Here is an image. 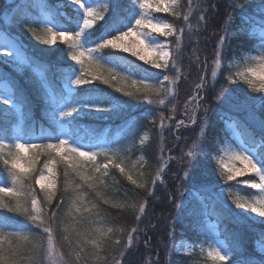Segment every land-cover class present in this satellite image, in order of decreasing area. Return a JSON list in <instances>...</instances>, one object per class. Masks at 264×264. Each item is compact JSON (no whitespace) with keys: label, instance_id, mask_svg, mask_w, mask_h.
Returning a JSON list of instances; mask_svg holds the SVG:
<instances>
[{"label":"snow or ice","instance_id":"6c2138e0","mask_svg":"<svg viewBox=\"0 0 264 264\" xmlns=\"http://www.w3.org/2000/svg\"><path fill=\"white\" fill-rule=\"evenodd\" d=\"M64 2L79 11V20L74 27L54 24L53 26H45L42 34H37L36 29L32 27H26L25 30L30 32L36 41L50 46L51 51L57 50L54 46L58 42L66 45L67 58L79 65V71L78 73L74 72L73 68L65 76L64 88L68 92L67 96L62 99H58L55 95L49 96L48 103L51 110V119L55 125V134L44 138L45 142H32L30 140L16 142L14 152L9 153L10 159H4L3 163L8 168L11 183L0 185V198L12 197L13 202H0V208H4L8 212L26 215L31 221L35 222L34 226L36 228L42 227L43 233L46 234V248H42L39 258L33 254L30 264H46L45 255L47 261H50L51 264H61V262L62 264H73L70 258H66L67 254L58 253L56 250L57 246L53 240L54 229L51 217L47 224L42 219L45 208L50 209L52 207V202L56 196V165L58 163L64 165L65 189L61 192V197L68 195L72 199L76 212L80 211L79 205L83 199L84 192L91 191L97 197V203L93 205V208L98 209L99 201L101 200L104 204H108V200L104 199L102 192L97 188V182L103 185V177L108 174L110 167L119 169V172L124 174L127 180L136 185L137 189L142 190L141 195L144 197V202L138 206L140 216L135 217L137 226L132 227L131 231L127 233L126 242L123 243V246H119L121 245L120 240L115 242L117 247L112 249L114 255L110 260H106L105 264H143L142 260L134 259L138 255V245L141 243L140 237L141 235L146 236L147 230L156 228L157 225L150 222L145 224L144 220H141V216H144L145 220L148 219L145 214V208L149 204V198H157L154 195L157 182L161 181L165 170L169 168V160L172 158L166 159L163 149H161V155L154 157L157 164L154 176H146L141 172L134 179L133 175L125 170L122 163L116 162L119 157L114 151L110 154L108 147H101L97 151L95 150L97 146L88 145L85 150L71 135L69 125L73 118L92 111L113 112L118 105L115 103L73 104L71 98L75 94L76 89L72 86L82 89L98 81L131 100L146 102L147 105H164V97L169 95V85H176L177 80L180 78L178 62L181 60V45L185 40V29L176 28L170 23L157 21L154 17L148 15V10L154 8L157 13L170 12L173 16L187 23L192 12V0H188V13H183L173 7L177 0H106L103 7L92 3L91 0H64ZM217 3H219V0H208L207 6L202 5L196 9L197 23L201 27H206V24L203 23L205 21L204 14L209 11V8L213 9V14H218L216 10ZM225 3L229 6V16L226 18L224 29L225 33H227V23L231 21L232 13L237 10H240L241 16L246 13L243 3L235 4L233 0H225ZM11 8L12 5L9 0H0V12L10 11ZM125 8L129 13L127 23L122 20ZM106 15L107 19L105 18ZM254 15L259 17L260 22H264V0H261L258 5V11ZM110 16L112 18L111 23L105 29L104 26ZM99 21L104 23L97 28L96 25ZM20 23L22 26H26L30 22L21 21ZM154 32L159 33L163 37L176 36V47L173 48L170 43L156 39L150 41L148 38ZM227 39L226 35H221L217 42L214 58L217 66L224 53ZM192 41L193 35H188V44H191ZM93 44L94 47L90 46ZM105 49L130 53L131 56L137 57L139 61L149 65L152 69L161 70L158 78L154 81L144 78H133L134 76L127 72L118 71L116 66L109 67L110 64L102 62L98 58L99 55H97V53ZM5 55L8 57L15 56L16 59L22 61L24 59L19 49H15V51L5 50ZM197 60H199V57H197ZM206 61L207 58H205V72L207 71ZM216 76L217 72L212 71L211 77L214 79ZM237 79L246 83L253 92L264 94V57H261L259 66H248L235 73L230 72L226 77L225 83L218 89L211 86L212 82L206 80L205 76H201V82L196 85L194 99L197 100V108L202 119L198 123L195 109L190 115L185 110L190 124L185 125V121L181 119L176 125L170 126V131L172 129L178 130L181 126L190 127L191 125H196L199 130V136L192 141L188 150L175 158L176 163L181 166L180 170L183 175L180 177L181 183L178 186H174L175 194L171 195L169 199L172 200L173 207L178 209L180 213L185 210L194 211L190 207L191 201L189 197L199 196L201 191L210 192L212 190L210 176L204 175L203 165L206 160L214 164V171L219 176H223L225 181H235L237 177L244 176L247 173H254L259 178V182L245 180L243 184H250L252 189H259L264 194V154H260V159H257L255 152L242 147L241 151L226 153V158L218 157L216 155L217 147L214 136L210 132L206 134V129L209 128L208 115L214 111L210 101H214L218 107L223 105L228 108L240 107L251 102L254 110L260 114L258 120L259 133L261 137H264V95L249 96L247 99L235 96L228 85L236 83ZM43 87V84L37 85L38 90ZM23 102L24 98L22 95L10 96L2 100L3 105L15 108H18ZM150 123L155 124V120L150 121ZM176 139L180 140L181 137L176 136ZM2 147L3 144H0V148ZM25 152H31L32 155L26 157ZM44 153L49 156V160L44 165L46 174L42 170L36 176L31 175L37 159ZM101 155H103L105 162L97 160ZM214 157L216 158L213 162ZM89 163L91 164L93 175L85 173V168ZM184 165H186L187 170L184 169ZM25 166L27 167L25 168ZM70 174H74L79 179L70 182L68 180ZM24 180H30L31 183L25 187ZM198 182L199 186H197ZM237 182L240 183V181ZM70 183H74L71 193L67 191ZM36 185L39 186L38 189L35 187ZM225 191L227 192L229 189H225ZM21 195L27 197L23 204L19 199ZM132 207L136 206L133 205ZM235 207L251 214L253 222H255L254 218L258 217L260 222L264 223V195H260L249 202H235ZM87 210L91 211V209ZM169 224L171 230L168 235L172 243L170 246L166 245V247L171 257L173 253L178 252L174 243L176 240V220H171ZM5 226V224L0 223V227ZM108 231L111 232L112 230L109 229ZM103 235L104 233L101 232V236ZM261 237L264 238V232L261 233ZM99 240L100 237H97L91 241L94 248H99ZM143 243L147 245L149 241L144 239ZM244 247L243 240L237 238L235 247L227 250H222V246L216 247L209 251L207 255L215 264H264V247L261 248L258 259L255 260L247 255L246 251H242ZM83 251L81 249V259H83L84 264H89L88 258L83 256ZM25 255V253L18 250L6 252L3 247H0V264H21V260ZM254 255L256 254L254 253ZM154 264H159V262L156 261ZM169 264H174V262L170 260Z\"/></svg>","mask_w":264,"mask_h":264},{"label":"trees","instance_id":"16d2710c","mask_svg":"<svg viewBox=\"0 0 264 264\" xmlns=\"http://www.w3.org/2000/svg\"><path fill=\"white\" fill-rule=\"evenodd\" d=\"M56 1L57 0L48 1L49 5L54 9ZM207 2L208 0H192V12L189 15V21L187 23L173 16L171 13L158 14L167 19L174 27L185 29V40L181 45V60L178 62L180 77L193 73H195L197 77H199V75L200 77L205 76L208 71L205 72L204 70L205 58H207L206 63L208 68L211 66L212 59L215 55L219 37L221 35H226L228 37L224 53L221 56V71L211 84V86L218 89L225 83L226 74L230 69L233 58L238 54L251 50L256 42V39L250 36L251 24H255L264 30V22H260L259 17L254 15L258 0H233L235 4H244V11L246 14L241 16L240 10L232 13V19L227 23L228 31L225 33L224 29L226 18L229 16V6L225 3V0H219V3L216 4L218 14H213V9L209 8V11L204 14L205 21L203 23L206 24V27H201V25L197 23L196 9L202 5L207 6ZM9 3L13 7V0H9ZM187 4L188 0H179L177 9L183 13H188ZM8 12L9 11L0 12V26L4 23V14ZM65 13L67 16L61 13H55L56 24H62L65 27H74L78 21L76 11L70 7H65ZM29 14L38 18L37 10L34 9L32 0H25L24 3H21L20 6L15 9L12 22L15 25H21L20 22L27 19ZM128 17L129 13L125 8L124 15L122 16L124 23L128 22ZM249 17H251V19H249ZM105 18L107 19V15ZM111 20L112 18L110 16L104 26L105 29L107 25L111 23ZM103 23V21H99L96 27L98 28L100 24ZM197 29H199V31H197ZM188 35H193L191 44L187 42ZM176 39V36L168 37L169 43L173 48L176 47ZM65 48L66 45L59 44L56 47V51H53L50 55L42 59L40 57V61L38 62L39 65L43 63L46 66L50 85L55 91V96L58 99L65 97V90L57 74L62 71L68 73L70 70L73 68L76 69L77 67L74 62L57 60V57ZM102 54L107 59L113 60L121 68L133 70L137 75H155L158 73L156 69H152L149 65L131 56L130 53H125L120 50L105 49L102 50ZM33 56L34 54H31V60L34 62ZM197 57H199V60H197ZM0 81H7L13 87V96H23L24 102L22 103V110L25 118L24 132L29 139L45 142L44 138L55 134V126L51 124L43 114V107L45 105L43 100L35 97L30 86L24 79L2 61H0ZM197 82H200V80ZM241 85L244 84L241 83ZM228 87L234 92V84H229ZM73 98L77 102L105 100L107 103L122 102L128 103V105H136L137 108L132 112L131 116H136L137 121L131 129L129 128V135H127L128 137H136L142 130H148L150 132L149 142L142 146H138L134 154L135 156L139 154L143 155L146 162L144 171L147 176H151L153 172H155L157 164L154 157L161 155L159 145L160 132L157 122H155V124L149 123L145 115L146 110H139L146 106V102L143 104V102L131 100L121 93L115 92L114 89L108 85H104L98 81L93 85L78 89ZM210 104L214 111L209 113L208 118L213 123L206 134L210 132L215 138L216 131L225 127L229 117L217 115V112L224 111L225 106L220 105L218 107L214 101H210ZM158 109L164 113L167 112L166 107H159ZM16 122L17 119L15 116L4 115L0 112V138L10 140ZM125 122H127V119L97 121L84 117L77 118L73 122L72 128L74 129L75 137L89 134L93 138H99L105 132L112 133L114 130L120 129ZM184 128L181 127V139L190 140V142H192L195 133H198V128L192 133H188L187 127ZM237 129L247 146L257 147L258 156L264 154V137H261L258 128L246 121L238 119ZM189 136H191V138H189ZM176 143L178 142L176 141ZM173 146L167 145L166 150L163 151L166 158L172 154L171 149ZM4 159V155L0 153V179L9 177L8 168L3 163ZM48 160L49 156L46 153L41 154L31 175L36 176ZM214 160L215 157L213 158V162ZM90 166L91 164L89 163V166L85 168V173L93 175ZM214 167V164L209 160L204 162V175L210 176L211 185L223 183V185L226 186H236L248 195L254 191L252 188L238 183L237 180L225 181L223 176H219V174L214 171ZM56 168V196L52 202V207L50 209L47 207L45 208L42 219H44L47 224L51 217V223L54 229L53 240L56 243L59 253L67 254L66 258H70L73 264H84L83 259H81V249H83V256L88 258L89 264H105L106 260H110L114 255L112 249L117 247L115 242L120 240L121 245L119 246H123V243L126 242L127 233L131 231L132 227L137 226L135 217L140 216L138 206L144 202V197L141 195L142 190L137 189L136 185H133L127 180L126 176L119 172V169L111 168L108 174L103 177V185L97 182V188L102 192L104 199L108 200V204H104L101 200L99 201V208H93V205L97 203V197L94 196L91 191H88L83 193V196L86 198V206L84 204L81 205L80 211L76 212L74 208L69 207L72 199L68 195L61 197V192L65 189V177L63 175L64 165L58 163ZM245 178H250L252 180L256 179L252 174L247 175ZM78 179L79 178L74 174H70L68 177L70 182H74ZM23 183L25 187H27L31 181L24 180ZM177 185L178 184H175L173 179L170 181L167 180L165 189H162L163 193L155 192L154 195L157 198H149V204L145 208V214L148 219L145 220V217L141 216V220H144L145 224L150 222L151 224L157 225L156 228L148 229L146 236L141 235L140 237L141 243L138 245V255L134 257V259L142 260L143 264H154L156 261H158L159 264H169L170 260L173 261L174 264H201V262L205 260L199 248H196L191 255L173 253L170 257L168 254L166 245L170 246L172 243L168 235V232L171 230L169 224L171 220H176L175 231L177 240L181 236V233L186 234L193 240H198L200 238L199 233L203 229V222L200 217L189 215L188 210L180 213L178 209L173 207V202L169 197L175 194L174 186ZM197 186H199V182ZM35 187L37 189L39 188L38 185ZM73 187L74 183H70L67 191L71 193ZM40 195H42V193H40ZM205 195H207L205 202L207 205V215L218 224V231L221 238L224 239L230 248L236 246L237 238L242 239L245 246L242 251H246L247 255L252 259H258L260 251L257 246L258 244H264V238L261 237V233L264 232V223L257 221L253 222L243 210L236 208L235 204L225 203L215 197L212 198V194L206 193ZM19 199L23 204L27 197L21 195ZM58 201L60 202L59 204ZM0 202H13V198L2 197L0 198ZM133 205L136 207H132ZM87 209H91V211L89 212ZM98 215L105 220L106 224L109 225L108 228L112 230L109 232L108 229L105 228V232H103V230L101 231L104 233L103 236H101V232H97L94 229V219L95 216ZM237 217H239V219H237ZM0 222L6 225L4 228H0V247H3L6 252L9 250H18L25 253L26 255L21 260V264H30V259L33 254L39 258L42 248H45L44 241L46 235L43 233L42 227L36 228L34 226L35 222L31 221L26 215L8 212L4 208H0ZM97 237H100V246L99 248H94L91 241L95 240ZM144 239L149 241L147 245L143 243ZM254 253L256 255H254Z\"/></svg>","mask_w":264,"mask_h":264},{"label":"rangeland","instance_id":"374dc122","mask_svg":"<svg viewBox=\"0 0 264 264\" xmlns=\"http://www.w3.org/2000/svg\"><path fill=\"white\" fill-rule=\"evenodd\" d=\"M48 1L49 0H32L34 9L37 10L38 18L29 14L28 18L23 21H29L30 23L26 26H22V25H15L12 22V18H13L15 9L19 7L21 3H24L25 0H13L14 5L12 7V10L9 11L7 14L6 13L4 14V23L0 26V61L7 64L21 78L24 79V81L30 86L32 93L34 94L35 97L43 100L45 104L43 107V114L50 121V123L53 124L52 119H51V110H50V106L48 103V99L50 95H55V91L52 89L50 85L49 77L46 72L47 70L46 66L43 63L40 65L38 64V62L40 61V57L41 59L44 57H47L53 51L50 50V46L43 45L39 41H36L32 37L31 33L25 30L26 27H32L36 29L37 34H42L45 26H53L54 24L57 25L55 21V13H61L62 15L67 16V14L65 13V7H70V6H68L64 2V0H57L54 5L55 9L51 7V5H49ZM91 2L96 3L100 5L101 7H103L106 0H91ZM260 2L261 0H258L257 6L255 8V12L258 11V5L260 4ZM178 4H179V0H177V3L173 5V7L177 9ZM72 9L76 11L77 13L76 15L79 20L78 9H74V8ZM148 15L154 17L157 21L161 23H170L167 19L159 15L155 11L154 8L148 10ZM250 36L256 39V42L254 43L253 48L249 51H245L241 54H238L233 58L230 64V69L226 74V77L229 75L230 72L235 73L248 66H259L261 57H264V30L256 26L255 24H251ZM148 39L150 41H153L154 39H156L161 42L169 43L168 37L160 36L159 33H155V32L152 33L151 37H149ZM59 44H62V43L58 42L57 45L54 47L56 48ZM90 46L94 47V44ZM66 48L57 57V60L59 61L65 60L66 62H73L67 58ZM15 49H19V51L22 53V56L24 58L23 61L20 59H16L15 56L8 57L5 55V50L15 51ZM31 54H34L33 60L36 63H34L31 60ZM97 55H99L98 58L102 62L109 63L110 64L109 67L116 66L118 71L121 70V71L127 72L133 75L134 76L133 78H144V79H149V80L154 81L158 78L159 72L161 71V70L156 69L158 73L155 75H151V74L137 75L135 74L133 70L129 68H121L113 60H110L104 57L102 54V51L97 53ZM214 58H215V55L212 59L211 66L207 68L208 71L205 74L206 80L211 81L212 83L218 77L219 72L221 71V58H220V62L218 66L215 63ZM76 66L77 67L76 69H74V72L78 73L79 65L76 64ZM212 71L217 72V76L214 79L211 77ZM66 74H67L66 71H62L61 73L57 74V77L62 82L63 86L65 84ZM198 79L200 80V75L199 77H197L195 73L190 74V75L181 76L177 80L176 85H171V84L169 85V95L164 97L165 99L164 105L156 106V105L146 104L145 107L139 109V110H146L145 115H146V118L149 120V123L152 120H155V122H157L159 132H160V136H159L160 150L161 149H163V151L166 150L167 145L169 146L174 145L171 149L172 154L168 156L167 158L165 157L166 159H168L169 157H171L172 159L169 160V168L165 170V174L162 176L161 181L157 182L156 191H155L157 193H163L162 189H165L167 180L170 181L173 179L175 184L177 183L178 185L181 183L180 177L183 175V172L180 170L181 166L176 163L175 158L179 157L182 152H186L188 148L191 146L192 142H190V140L187 141L185 139L184 140L176 139L175 135L180 136L181 127L184 128L183 126H181L178 130L172 129L171 131H170V126L176 125L178 121L181 119L185 121L186 123L185 125L190 124V122H188L187 115L185 114V110H187V113L190 115L195 109L197 112L198 123L202 119V116L199 115V109L197 108V100L194 99L196 95V85L201 82V81L197 82L199 81ZM241 83L244 85H241ZM38 84H43L44 87L38 90L37 89ZM233 84L235 86V89L233 92L234 95L241 99H247L249 96L255 97L259 95H264L261 93L253 92L252 89L246 83H243L242 80L237 79V82ZM72 87L76 89V92H77L78 89L76 88V86L73 85ZM13 92H14L13 87L7 81H0V112H2V114L4 115L15 116L17 119V122L14 125L12 138L10 140H4L0 138V144H3V147L0 148V153L4 155L5 159H10L9 153L14 152V145L16 142H25L26 140H30L32 142H40V141H35L33 139H29L24 132L25 118H24V114L22 110V104H20L18 108L3 105L2 100L4 98L13 96L12 95ZM65 93L67 96L68 92L66 89H65ZM73 96L71 98V102L73 104H80V103L113 104L115 103L118 105L117 109L113 112L92 111L87 114H82V115H78L74 117L69 127L71 129V135L75 138V140L78 143H80L85 148V150L87 149L88 145L97 146L95 149L97 151H99L101 147H108L110 150V154L111 152L114 151L116 155L119 157V159L116 162L122 163L123 166L125 167V170L131 173L134 179L137 178V176L141 172L146 175L144 171V168L146 167L145 159L143 155L141 154L135 156L134 151L138 146H142L145 143L149 142L150 132L148 130H142L136 137H133V136L128 137L129 128L131 129V127L137 121L136 116H131L132 112L136 110L137 106L128 105V103H122V102L107 103L105 100H96V101H91V102H77L74 100ZM169 101H171V103H169ZM143 104H145V102H143ZM159 107H166L167 112L164 113L163 111L158 110ZM173 109H175V111H173ZM161 113H162V118H161ZM217 115L229 117V119L226 121L225 127L217 130L215 134L216 147H217L216 155L218 157L226 158L225 156L226 153L230 151H241L242 147H246L245 144L242 142L240 132L237 129L238 119L246 121L259 129L258 120H259L260 114H258L254 110L253 103L251 102L246 105H242L236 108H228L225 106L224 111L217 112ZM84 117L90 118L92 120H97V121H115L119 119H127V122H125V124H123V126L120 129L114 130L112 133H105L101 135V137L99 138H93L89 134L81 135L80 137H75L72 124L77 118H84ZM67 119L70 120L71 118H67ZM212 123L213 122H211V120L209 119V127L211 126ZM187 128L189 131L188 133H192L197 129V126L191 125L190 127H187ZM208 129H206V132L208 131ZM198 136H199V130H198V133H195L194 139H196V137ZM189 138H191V136H189ZM141 141H143V143H141ZM176 141L178 143H176ZM248 149L256 153L255 148H248ZM24 154L26 157L32 155L31 152H25ZM38 159L36 163L38 162ZM257 159H260L258 155H257ZM97 160L99 162H105L103 155L99 156ZM44 165L41 171L43 170L46 174V169H44ZM26 167L27 166H25V168ZM111 168L112 167H110L109 170ZM184 169L187 170L186 165H184ZM55 171L57 174V168H55ZM154 174L155 172H153L151 176H154ZM251 174L255 176L254 173H247L244 176L237 177V181H240V183L243 186L251 188L250 184L249 185L243 184V181L245 180L259 182V178L257 176H255L256 178L255 180H252L250 178H245L247 175H251ZM5 183H8V184L11 183L10 175L6 179H0V185H3ZM214 185L216 188L214 187ZM214 185H211L212 190L210 192L201 191L199 193V196L190 197V200L192 201V204L190 205V207L194 211L192 212L188 211V214L200 217L203 222V229L199 233L200 238L198 240H193L186 234L181 233V236L178 238V240L176 239L174 241L175 246L178 249V252H176L177 254L191 255L195 251L196 248H199L201 253L205 257V260L201 262V264H215V262H213L212 259L208 257L207 255V253L211 251L213 248L221 247V246H222V250H227L230 248L227 245V243L224 241V239L221 238L220 233L218 231V224L214 220H210L207 217V208H206L207 205L205 203L207 199V195L205 194L206 193L212 194V198L215 197L216 199H219L225 203H231V204H235V202H249V201L255 200L260 195H264L260 192L259 189H253L254 191L248 195L245 192H242V190L236 186H233V187L226 186V185H223V183H216ZM56 189H57V183H56ZM225 189H229V191L226 192ZM193 190L195 191V189ZM83 204L86 206V198L84 196H83V199L79 207H82L81 205ZM69 207L74 208L72 201ZM244 213L247 214V216L251 218V214L246 213V212ZM254 219L257 222H260V218L256 217ZM94 221H95L94 229L97 232L98 231L101 232L102 230L103 232H105V228L109 230L108 228L109 225L106 224L105 220L101 216L99 215L95 216ZM0 228H4V227H0ZM44 244L46 248L47 236H45ZM262 247H264V244H258L257 246L259 251H261ZM56 250L59 253L57 248ZM45 260H46V264H51L50 261H47L46 255H45Z\"/></svg>","mask_w":264,"mask_h":264},{"label":"bare ground","instance_id":"6f19581e","mask_svg":"<svg viewBox=\"0 0 264 264\" xmlns=\"http://www.w3.org/2000/svg\"><path fill=\"white\" fill-rule=\"evenodd\" d=\"M207 217L209 218V216L207 215ZM210 219V218H209ZM211 220V219H210Z\"/></svg>","mask_w":264,"mask_h":264}]
</instances>
